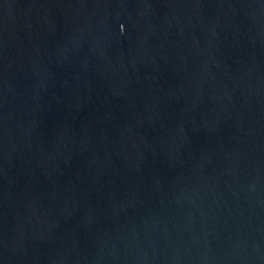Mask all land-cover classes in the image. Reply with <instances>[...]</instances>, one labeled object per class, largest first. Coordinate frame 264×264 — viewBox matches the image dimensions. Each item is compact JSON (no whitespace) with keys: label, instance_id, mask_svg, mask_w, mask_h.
I'll list each match as a JSON object with an SVG mask.
<instances>
[{"label":"water","instance_id":"water-1","mask_svg":"<svg viewBox=\"0 0 264 264\" xmlns=\"http://www.w3.org/2000/svg\"><path fill=\"white\" fill-rule=\"evenodd\" d=\"M0 264H264V0H0Z\"/></svg>","mask_w":264,"mask_h":264}]
</instances>
